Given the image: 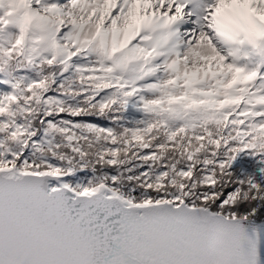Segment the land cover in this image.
<instances>
[{
    "label": "snow or ice",
    "instance_id": "6c2138e0",
    "mask_svg": "<svg viewBox=\"0 0 264 264\" xmlns=\"http://www.w3.org/2000/svg\"><path fill=\"white\" fill-rule=\"evenodd\" d=\"M0 264H264V0H0Z\"/></svg>",
    "mask_w": 264,
    "mask_h": 264
}]
</instances>
